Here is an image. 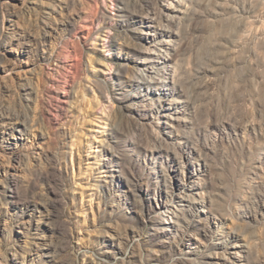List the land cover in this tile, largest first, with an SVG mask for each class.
<instances>
[{
  "label": "rangeland",
  "instance_id": "obj_1",
  "mask_svg": "<svg viewBox=\"0 0 264 264\" xmlns=\"http://www.w3.org/2000/svg\"><path fill=\"white\" fill-rule=\"evenodd\" d=\"M0 264H264V0H0Z\"/></svg>",
  "mask_w": 264,
  "mask_h": 264
}]
</instances>
